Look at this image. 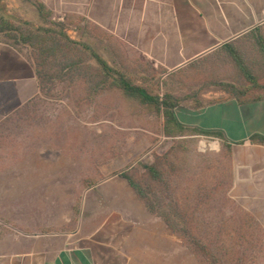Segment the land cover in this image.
<instances>
[{
    "label": "rangeland",
    "instance_id": "rangeland-1",
    "mask_svg": "<svg viewBox=\"0 0 264 264\" xmlns=\"http://www.w3.org/2000/svg\"><path fill=\"white\" fill-rule=\"evenodd\" d=\"M4 1L10 17L52 27L40 19L32 0ZM63 3L48 1L51 21L63 24L72 39L91 44L112 66L120 69L125 61L130 78L152 94L169 93L188 106L192 100L188 94L207 84L203 79L178 82V75H162V70L152 69L137 50L109 34L108 29L68 26V18L75 16L74 6L66 8ZM261 33L264 35V30ZM257 36L247 49L235 44L218 54L231 83L241 85L244 79L232 60L233 51L241 53L246 64L264 79V58ZM19 49L30 58V48ZM195 67L186 73L193 74ZM92 96L81 86L59 84L51 98L37 106L36 114L24 115L22 121L14 123L11 135H6L14 138L8 152L19 157L21 176L0 179V239L8 235L16 240L27 235L39 240L48 237L63 248L85 247L111 257L120 245H126L132 252V264H207L198 258L185 236L171 231L163 218L147 209L121 176L130 171L149 184L141 166L152 164L156 154L174 145L164 135V117L117 88ZM186 138H191L187 145L191 168L178 179L179 196L189 202L194 234L224 245L231 259L264 264V167L262 163L259 168L250 164L253 158L258 160V150L201 135ZM4 158L7 163V152ZM29 169H35L34 177L26 176ZM7 180L19 181V193H9ZM164 203L166 207L160 209L169 212L170 202ZM143 209L161 222L149 225L139 211ZM172 220L181 223L179 217ZM8 256L10 252L5 249L0 264L9 260Z\"/></svg>",
    "mask_w": 264,
    "mask_h": 264
},
{
    "label": "crops",
    "instance_id": "crops-1",
    "mask_svg": "<svg viewBox=\"0 0 264 264\" xmlns=\"http://www.w3.org/2000/svg\"><path fill=\"white\" fill-rule=\"evenodd\" d=\"M42 1L47 5L49 0ZM60 1L66 8L69 4L74 6L75 16L68 18V26L108 29L109 34L137 50L152 69L162 70V75H178V82L203 79L207 84L188 94L192 99L188 106L180 104L175 110L179 122L188 128L219 133L221 138L215 139L232 146L256 148L259 158L252 159L251 167L259 168L260 163L264 167V145L251 141L255 135L264 137V93L258 92L256 95L260 97L250 99L253 95L240 97L223 89L222 83L231 82L222 68V56L218 55L231 45L247 49L253 44L254 35L264 30V0ZM74 18L77 20L72 22ZM191 67L196 71L187 74ZM50 98L41 92L35 64L29 56L9 43L0 42V179L21 176L19 157L8 152V144L14 138L6 135H11L15 122L22 121L26 114H36L37 106ZM31 160L36 161L24 159ZM33 170H26V176L34 177ZM6 183L10 186L9 193H19L18 180ZM2 184L0 181V188ZM139 211L149 225L161 222L149 211ZM126 247L120 245L111 257L85 247L63 248L48 237L39 240L27 235L16 240L8 235L0 239V254L5 249L10 252V259L1 264H132L131 249Z\"/></svg>",
    "mask_w": 264,
    "mask_h": 264
},
{
    "label": "trees",
    "instance_id": "trees-1",
    "mask_svg": "<svg viewBox=\"0 0 264 264\" xmlns=\"http://www.w3.org/2000/svg\"><path fill=\"white\" fill-rule=\"evenodd\" d=\"M40 19L51 23L52 27L36 25L24 19H15L8 15L7 5L0 0V42L9 43L19 49L26 46L32 50L30 59L34 62L41 92L51 96L59 84L69 87L81 86L92 97L101 95L113 88L119 89L125 96L136 99L150 106L164 117V135L173 140L174 145L163 154H156L152 164H143L147 181L144 184L133 172L126 171L121 176L129 183L141 202L154 215L163 218L173 232H179L187 238V243L198 258L207 264H245L244 258L229 257L219 242L204 241L194 234L196 228L190 219L189 204L182 201L181 182L178 180L190 170L189 157L191 142L188 136H206L210 139L221 138L219 133L203 132L181 124L176 115L180 99L172 94L164 96L152 94L145 86L139 85L129 75L125 61L121 68L112 66L97 50L88 43L79 42L70 37L63 24L51 21L53 12L39 0H32ZM257 45L264 58V35L258 31ZM233 61L244 77L242 84L222 83L228 93L254 99L258 92L264 91V79L257 76L251 66L247 65L238 51H233ZM93 60L92 64L89 61ZM253 144L264 145V137L255 135ZM226 145L227 143L224 142ZM229 146V145H228ZM184 199V198H183ZM164 200L170 202L169 212ZM173 217L181 218V223L174 224Z\"/></svg>",
    "mask_w": 264,
    "mask_h": 264
}]
</instances>
